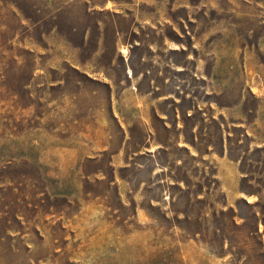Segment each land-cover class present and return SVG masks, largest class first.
I'll return each instance as SVG.
<instances>
[{"label": "rangeland", "instance_id": "rangeland-1", "mask_svg": "<svg viewBox=\"0 0 264 264\" xmlns=\"http://www.w3.org/2000/svg\"><path fill=\"white\" fill-rule=\"evenodd\" d=\"M86 1L0 0V264H264V0Z\"/></svg>", "mask_w": 264, "mask_h": 264}, {"label": "crops", "instance_id": "crops-1", "mask_svg": "<svg viewBox=\"0 0 264 264\" xmlns=\"http://www.w3.org/2000/svg\"><path fill=\"white\" fill-rule=\"evenodd\" d=\"M86 3L90 4V2L87 0ZM86 13L89 15L92 14V8H88L86 10ZM139 19H136L135 22H138ZM88 33L89 32H86L84 34V42H87V39H88ZM120 32H117L116 33V41H115V46H116V51L117 49H119L118 46H120ZM104 36V33L101 34V38H100V41H99V46L101 45L102 43V40L104 39L103 38ZM133 68H131V66H126V75H127V78L130 80V89L131 90H135V94H136V97H138L141 102H143V105L145 103V101L147 100L146 99V95H151L152 94V90H155V86L153 85V82H151V90L147 93V94H142L140 95L139 93V81L141 79V77H143L144 74H141V75H138L135 77V74L132 70ZM164 99H168L167 96L164 97ZM179 114V112H178ZM176 115L177 117H179V115ZM164 120H165V126L167 128L171 127V123L166 121V119L164 118V116L162 117ZM178 127H180L182 125L181 122H177L176 124ZM183 137H184V134H181V137L179 138V145L181 146H184L185 148H191V147H186L188 146L187 143H183ZM151 146L153 147V143L151 142ZM164 147V144L162 143H159L157 145H155L154 149L156 150H159L161 148ZM153 149H149V151L151 152ZM191 150V149H189ZM192 154H194V152L191 150ZM160 170V169H158ZM217 179L219 180L220 182V185H221V188L222 190L225 192L226 194V199H227V202L230 204L229 206H232V201H234L235 198H238V196L236 195V188L239 184V181L241 179V174L239 172V165L235 162H232L229 160L228 158V155H227V151L224 150L223 151V154L222 156L218 159V165H217ZM247 201L249 202H252L249 198H246Z\"/></svg>", "mask_w": 264, "mask_h": 264}, {"label": "trees", "instance_id": "trees-1", "mask_svg": "<svg viewBox=\"0 0 264 264\" xmlns=\"http://www.w3.org/2000/svg\"><path fill=\"white\" fill-rule=\"evenodd\" d=\"M235 218H236V216H235Z\"/></svg>", "mask_w": 264, "mask_h": 264}]
</instances>
